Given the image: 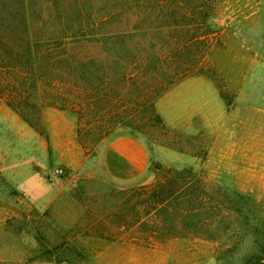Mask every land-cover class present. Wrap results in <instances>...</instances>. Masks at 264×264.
<instances>
[{
	"label": "rangeland",
	"instance_id": "374dc122",
	"mask_svg": "<svg viewBox=\"0 0 264 264\" xmlns=\"http://www.w3.org/2000/svg\"><path fill=\"white\" fill-rule=\"evenodd\" d=\"M214 7L204 74L154 112L133 94L83 115L45 107L39 131L0 99V264H175L172 244L194 264H264V0ZM120 137L149 153L133 179L108 154ZM174 178L197 203L206 192L214 239L144 240L142 194Z\"/></svg>",
	"mask_w": 264,
	"mask_h": 264
},
{
	"label": "trees",
	"instance_id": "16d2710c",
	"mask_svg": "<svg viewBox=\"0 0 264 264\" xmlns=\"http://www.w3.org/2000/svg\"><path fill=\"white\" fill-rule=\"evenodd\" d=\"M219 2L0 0V99L39 131L45 107L83 115L133 94L154 112L169 87L204 74ZM196 188L174 178L142 194L144 240L214 239Z\"/></svg>",
	"mask_w": 264,
	"mask_h": 264
},
{
	"label": "crops",
	"instance_id": "0c3cea01",
	"mask_svg": "<svg viewBox=\"0 0 264 264\" xmlns=\"http://www.w3.org/2000/svg\"><path fill=\"white\" fill-rule=\"evenodd\" d=\"M108 154L122 162L123 167L121 171L125 172L123 177L128 180L141 175L149 167L150 160L147 148L140 140L133 137H120L113 140L108 145ZM108 163L110 169L118 170L114 165H111V159L108 160ZM180 246V244H172V253L176 254L174 258L175 264H194L192 259H186L185 261L180 260ZM204 264H211V259Z\"/></svg>",
	"mask_w": 264,
	"mask_h": 264
},
{
	"label": "built area",
	"instance_id": "2783aa9c",
	"mask_svg": "<svg viewBox=\"0 0 264 264\" xmlns=\"http://www.w3.org/2000/svg\"><path fill=\"white\" fill-rule=\"evenodd\" d=\"M60 173H63V171L62 170H57L56 171V174H60Z\"/></svg>",
	"mask_w": 264,
	"mask_h": 264
}]
</instances>
